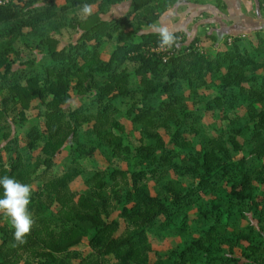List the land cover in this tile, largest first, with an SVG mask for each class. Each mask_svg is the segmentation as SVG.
Returning a JSON list of instances; mask_svg holds the SVG:
<instances>
[{"label":"trees","instance_id":"16d2710c","mask_svg":"<svg viewBox=\"0 0 264 264\" xmlns=\"http://www.w3.org/2000/svg\"><path fill=\"white\" fill-rule=\"evenodd\" d=\"M181 1L0 5V177L32 186L35 220L18 244L0 216V264H150L165 238L160 264H264V29L161 49Z\"/></svg>","mask_w":264,"mask_h":264},{"label":"rangeland","instance_id":"374dc122","mask_svg":"<svg viewBox=\"0 0 264 264\" xmlns=\"http://www.w3.org/2000/svg\"><path fill=\"white\" fill-rule=\"evenodd\" d=\"M14 1H17V0H14ZM38 1L43 2V1H47V0H38ZM55 3L57 5H61L64 3V0H55ZM129 7H130L129 1H122L121 3L119 2L116 6H114L112 8L111 12L108 13L106 17L121 16L125 12L128 11ZM192 11H194V10H192ZM190 13L191 12H190V8H189L188 4H186L185 2H183V3L181 2L177 5H175L174 7L168 9L163 14H161L157 23H155L154 28L155 27L167 28L171 32V31L177 30L180 27H183L184 23H185V25L189 24L192 27L194 25V23H192V21L191 22L188 21L190 19V17H189ZM243 13H244V10H243ZM246 13H247L246 16H248V20H250V22H244L243 24L245 26H249V27L252 26L253 28L262 27L264 29V10L260 11L261 17L257 14V9H255V6L253 7V9H251L250 7H247ZM191 16H192V14H191ZM199 20H202V19L201 18L199 19V16H198V21ZM154 28L152 29L153 31H154ZM199 39H200V43H199V45H197V47L200 49V51H202V52L204 51L207 54L212 53V45L210 44V42L204 41L203 38H199ZM223 46H224V44L223 45L220 44L219 48L222 49ZM107 53H108V51H106L104 53L105 55L103 54L102 57L104 59L107 58ZM2 96H3V94H0V99L2 98ZM32 115H34V112H32ZM124 123L126 125V130H130L131 129L130 123H128L126 121H124ZM0 142H1V139H0ZM64 155H65V151L61 152V154H59V156H57L56 162L63 160ZM91 159H92L93 163L96 165V167H98V168H104L108 164L106 159L101 154H99L98 151H95L92 154ZM84 182H85L84 176H80L74 182H72L70 184V190L71 191H77V192L84 191L85 190ZM116 218H117V211H113L110 214V216L106 218V220L111 221L112 219H116ZM0 223L3 224L4 220L1 219ZM119 224H120V228L122 229V227H123L122 222L119 221ZM180 241H181L180 238H165V239H163V241H160V242H152L151 249L153 251V254L150 256V264H160L159 257H157L156 252L162 253V254L169 253L173 249L175 244H178ZM78 248H80V249H78ZM78 248L77 247L73 248V252L75 251L76 253H80L81 255H87L89 253V249L85 245H83L82 247H78ZM235 253L238 255L239 251L236 250Z\"/></svg>","mask_w":264,"mask_h":264},{"label":"crops","instance_id":"0c3cea01","mask_svg":"<svg viewBox=\"0 0 264 264\" xmlns=\"http://www.w3.org/2000/svg\"><path fill=\"white\" fill-rule=\"evenodd\" d=\"M181 2L188 4L191 12L188 21H192L194 25L191 27V25L184 23L183 27L175 31H182L189 38H203L204 41L210 42L212 49L219 48L220 44L223 45L226 37L243 36L263 29L262 27L253 28L243 24L250 22L246 16L247 7L253 9L255 6L257 14L260 16L261 10L257 0H182ZM198 16L203 21H198ZM210 36H215V41Z\"/></svg>","mask_w":264,"mask_h":264},{"label":"clouds","instance_id":"9594fccd","mask_svg":"<svg viewBox=\"0 0 264 264\" xmlns=\"http://www.w3.org/2000/svg\"><path fill=\"white\" fill-rule=\"evenodd\" d=\"M92 11L93 6L89 4H85L81 8L84 16L91 15ZM154 31L159 34L161 49L171 48L175 44V37L167 28L155 27ZM0 188H2L0 216L5 217L14 230V240L18 244H24L35 224L33 215L29 211L32 186L5 175L0 177Z\"/></svg>","mask_w":264,"mask_h":264},{"label":"built area","instance_id":"2783aa9c","mask_svg":"<svg viewBox=\"0 0 264 264\" xmlns=\"http://www.w3.org/2000/svg\"><path fill=\"white\" fill-rule=\"evenodd\" d=\"M10 2H15L14 0H0V5L8 4Z\"/></svg>","mask_w":264,"mask_h":264}]
</instances>
